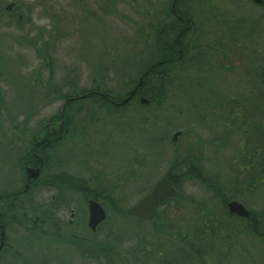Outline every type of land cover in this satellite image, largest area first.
<instances>
[{
  "label": "rangeland",
  "instance_id": "374dc122",
  "mask_svg": "<svg viewBox=\"0 0 264 264\" xmlns=\"http://www.w3.org/2000/svg\"><path fill=\"white\" fill-rule=\"evenodd\" d=\"M173 2L0 0V181L11 175L22 187L20 160L60 115L63 95L99 87L124 96L138 85L161 55L156 38L173 22ZM188 2L198 30L192 50L159 83L166 81L165 99L143 106L138 97L119 111L88 101L75 106L82 109L77 132L47 170L107 189L122 213L104 204L108 219L96 233L76 220L71 230L86 239L76 243H47L27 224L11 229L23 260L17 264H264V241L251 238L254 219L230 215L215 190L193 177L181 178L155 220L129 215L168 170L176 166L182 177L191 161L228 204L264 214V8L250 0ZM87 198H67L64 222L71 209L86 213Z\"/></svg>",
  "mask_w": 264,
  "mask_h": 264
},
{
  "label": "flooded vegetation",
  "instance_id": "af4514ba",
  "mask_svg": "<svg viewBox=\"0 0 264 264\" xmlns=\"http://www.w3.org/2000/svg\"><path fill=\"white\" fill-rule=\"evenodd\" d=\"M181 1L182 2L179 5L181 14H178L177 12L178 0H174L172 6L173 22L168 24L170 30L163 31V35L166 32H168L169 36L173 34V42L172 40H163L162 36V49L166 51L173 50V54H178V56L173 58V61L175 62L179 59L182 60L184 58V52H190L192 50L191 47L194 35H192L191 32L195 31V33H197L198 30L196 28L197 22L191 17V4L188 2V0L187 2L186 0ZM250 1L264 8V0H260L259 3L255 0ZM220 36L221 35L219 34V37ZM164 62L165 61L158 62L157 66H162ZM156 80L161 81L162 79L157 77ZM164 80H168V78L165 77ZM145 85L146 83L144 77H141L138 85L134 88V90L131 91V94L134 93V96L130 102L139 97L140 104L142 103L141 99H145L147 100V103L145 105H149L150 100H148L143 95L144 91L139 92V96H136L138 93V89H144ZM90 93H92V90ZM82 97L83 95L75 97L76 100H78L77 105L82 103ZM102 97H104V95H101L100 98ZM109 100L112 104H114V102L110 98ZM89 102L92 103V101ZM99 103L103 105L102 102ZM64 110L65 109L62 108L60 112V116L62 117V122L60 124H47L40 131V139L31 142L29 151L25 153L29 165L23 164L24 180L22 187H15L16 180L15 178H12L11 175L10 177H7L8 180H4V178L1 179L2 181H0V262L4 260H9L11 262V259H14L16 261L15 264H17V261H23L18 253H16L17 242L15 241V239L10 242L9 232L14 228H24V224L32 226L34 230L41 229L43 231L42 236L47 243H57L63 242L65 240L76 243L79 241H86L85 238L80 236L78 230H71L73 227H75L76 220L82 223H86L88 229L93 233H96L107 222L108 214L105 210V206L101 202H97L89 198L92 195H97L98 190L105 192L107 191V189H99L98 187H95L94 183H92L93 181H83L81 178L71 176L67 173L47 172L48 167L51 166L53 160L57 158L58 161V156L55 157L56 151L64 145L65 140L69 138L72 131H74V133L77 132L76 124L74 126L63 125L65 118ZM72 113L74 116V121H78L77 119H79L80 114H82L81 107L77 109L75 108ZM80 128L81 127L79 126V129ZM82 132L83 130L81 131V133ZM175 141L173 136V142ZM59 151L60 149L57 151V153ZM27 168L40 170V175L37 178L28 179V175L26 173ZM173 186L175 187L174 179ZM43 193L49 197L43 199L41 197ZM82 194H86V196L88 197L86 199V213L84 212L81 215L78 209H71L69 210L71 220L68 223L64 222L63 219L67 215L69 205L67 198L73 196L77 197ZM90 201H94L100 204L107 215L106 220L99 224L95 231L89 228ZM249 218L254 219L251 222L252 240L257 241L261 239L264 241V235L258 237L257 217L254 215L252 216V213L250 212ZM45 255H47L46 257L49 256L48 253H46ZM45 264L48 263L45 262Z\"/></svg>",
  "mask_w": 264,
  "mask_h": 264
},
{
  "label": "trees",
  "instance_id": "16d2710c",
  "mask_svg": "<svg viewBox=\"0 0 264 264\" xmlns=\"http://www.w3.org/2000/svg\"><path fill=\"white\" fill-rule=\"evenodd\" d=\"M181 0H178V4H177V12L178 14H181L180 10H179V3ZM173 28V26H172ZM167 30H170V27H167ZM159 31V30H158ZM162 36H163V32H161L160 35H158V37L156 38V47L158 48V51L161 53V55L159 54L158 58H156L155 62L149 63L147 64V66L144 68L143 72H142V77H144L145 80V87L138 89V93L136 96H139V92H143V95L150 100V103H155V102H162L165 99L166 96V81L163 83V85L159 84L160 81L156 80L157 77L161 78L164 81L165 77H169V69L171 68L173 65H176L177 63L181 62L182 60H177L176 62L173 61V58L178 56V54H173V50H163L162 49ZM173 42V41H172ZM185 55V52H184ZM161 61H165L163 63L162 66L158 67L157 63L161 62ZM159 81V82H158ZM134 90V89H133ZM132 91V90H131ZM131 91L128 92L126 95L124 96H115L113 94H111V92L109 91H105V89L99 88V87H95L92 90V93H90L89 91H84L81 95H83V97L81 98L82 102L85 101H92L93 104L97 105L99 102H102L103 105H108L112 108H114L116 111L119 110H123L126 106L123 107H119L117 105H114L111 103V101L109 100V98L114 102V103H120L121 101L125 100L126 98H128L131 94ZM89 93V94H88ZM101 95H104V97L100 98ZM76 96L74 95H63L62 98L65 100L64 103V113H65V118H64V124L63 125H70V126H74L75 125V121H74V116H73V110L75 109V106L77 105L78 100H76L75 98ZM121 98V99H120ZM133 102V101H132ZM131 103V102H130ZM129 103V104H130ZM128 104V105H129ZM127 105V106H128ZM62 122V117L60 115H58L57 117L52 118L51 120H49V123L47 124H52V125H58ZM46 124V125H47ZM45 127V126H43ZM42 130V129H41ZM46 131H50V130H46ZM72 133H74V131H72ZM40 131L37 132L34 136L32 141H37L40 139ZM68 134V133H67ZM57 142V140H56ZM255 152V151H254ZM253 152V157L258 155V152L256 151L255 153ZM251 163H249L251 166L253 165L252 161L253 159L250 158ZM186 162V161H185ZM185 162L183 163L185 165ZM194 164H190V166L192 165L193 168L189 169L184 176L180 177L179 175L177 176L175 174L174 176V185L177 188L178 186H180V181L181 178H195L196 180L200 181L201 183H203L204 185H206L208 188H210V190H215V195L216 197H219L222 200L223 205H227L228 203V199L225 196L224 192L222 191L221 187L218 186V184L215 183L214 180L206 177L205 175H203L202 170L199 167L198 163H195L194 161H191ZM23 164L24 165H29L28 160H27V156L25 155L21 160H20V167L21 169H23ZM173 171L177 173V167L175 166L173 168ZM90 199H93L97 202H101L103 205L105 204L106 206H109L111 209L117 211L118 213H122L121 210H119L117 208V202L114 199V197L112 195H110V193H105L102 191H98L97 195H92L89 197ZM173 200V199H170ZM168 200V201H170ZM167 203V202H166ZM104 205V206H105ZM164 205V204H163ZM161 205V206H163ZM124 214V212H123ZM254 214H252L253 216ZM264 217V214L256 215L258 223H257V233L260 235V217ZM247 221L252 220V218L246 219Z\"/></svg>",
  "mask_w": 264,
  "mask_h": 264
},
{
  "label": "water",
  "instance_id": "95a60500",
  "mask_svg": "<svg viewBox=\"0 0 264 264\" xmlns=\"http://www.w3.org/2000/svg\"><path fill=\"white\" fill-rule=\"evenodd\" d=\"M258 3L260 0H255ZM142 82V79H141ZM134 93H132L127 99L123 100L121 103L117 104L122 107L127 105L133 98ZM143 104L147 103V100L141 99ZM181 135V133H176L174 135V141ZM26 173L28 179L37 178L40 175V170H34L27 168ZM174 173L173 170H168L163 179L155 186V189L151 194L145 197L137 206L132 208L129 214L132 217L138 218L145 222H151L155 219V208L161 204L166 203L169 199L175 198L177 196V191L173 186ZM228 209L231 215H235L240 218H249L250 212L239 202L232 201L228 204ZM89 228L96 230L97 226L104 222L107 215L103 207L97 202H89Z\"/></svg>",
  "mask_w": 264,
  "mask_h": 264
}]
</instances>
